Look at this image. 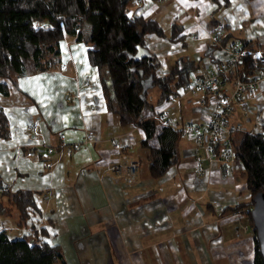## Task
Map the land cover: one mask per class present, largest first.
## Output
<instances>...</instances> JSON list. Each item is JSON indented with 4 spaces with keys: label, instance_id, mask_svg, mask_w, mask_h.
Instances as JSON below:
<instances>
[{
    "label": "crops",
    "instance_id": "obj_1",
    "mask_svg": "<svg viewBox=\"0 0 264 264\" xmlns=\"http://www.w3.org/2000/svg\"><path fill=\"white\" fill-rule=\"evenodd\" d=\"M128 6L130 16L157 21L164 32L145 35L160 63L157 76H166L180 57L196 65L189 82L192 74L205 76L214 22L226 25L230 44L264 52V0H132ZM173 25L180 28L170 39ZM60 44L51 70L20 75L17 89L0 94L7 119L6 134H0V190L34 192L37 208L23 223L16 209L2 214L12 215L16 237L43 227L47 235L37 238L60 246L66 264H250L251 196L238 161L224 163L215 154L210 161L204 146L182 133L178 161L153 178L149 149L141 145L146 135L137 125L119 124L108 110L102 72L88 62V43L65 35ZM186 84L176 92L180 103L171 107L153 87L144 118L158 122L166 108L178 117L174 128L203 123L193 108L195 94L181 95ZM231 87L227 82V94ZM205 107H212L208 100ZM232 107L229 139L243 131L264 135V81ZM197 156L206 167L202 176ZM117 163L138 164V172L125 181L112 171Z\"/></svg>",
    "mask_w": 264,
    "mask_h": 264
},
{
    "label": "trees",
    "instance_id": "obj_2",
    "mask_svg": "<svg viewBox=\"0 0 264 264\" xmlns=\"http://www.w3.org/2000/svg\"><path fill=\"white\" fill-rule=\"evenodd\" d=\"M131 1L0 0V94L5 96L11 89H17L16 78L20 75L51 70L59 62L60 43L65 35L88 43V62L102 72L100 86L108 110L117 114L119 124H134L144 131L146 138L141 145L149 149L151 176L160 178L178 161L182 130L144 118V110L151 106L147 94L149 89L159 87L161 99L176 95L178 88L189 81L196 65L180 57L166 76H157L160 63L149 52L145 35L164 36V32L157 21L130 16ZM179 28L173 25L170 39L177 36ZM230 38L228 33L223 35L222 44H230ZM215 48L210 43L206 52L212 62ZM139 49H146L149 54L135 58ZM240 60L237 72L241 80L256 77L261 69L257 61L252 57ZM143 82L152 83L145 92ZM6 127L7 119L0 110L2 136L6 134ZM230 143L251 196L247 213L253 227L251 200L257 192H264V135L243 131L231 136ZM2 186L4 183L0 181ZM12 209L19 211L21 223L26 222L37 211L34 192L1 189L0 214H10ZM39 234L47 235L43 227H32L29 235L10 239L0 230V264H66L60 246L40 240ZM253 236L254 256L250 264H264L254 228Z\"/></svg>",
    "mask_w": 264,
    "mask_h": 264
},
{
    "label": "built area",
    "instance_id": "obj_3",
    "mask_svg": "<svg viewBox=\"0 0 264 264\" xmlns=\"http://www.w3.org/2000/svg\"><path fill=\"white\" fill-rule=\"evenodd\" d=\"M225 25L222 21L216 22L210 28L209 38L216 47L214 56L215 61L211 62L207 74L203 77L192 74V80L187 82L182 88L181 95L185 92H191L194 98L195 108L199 112L200 118H204L203 123L188 122L182 133L193 140L195 144H202L209 157L217 155L219 161L230 163L235 160L232 143L227 137L226 132L229 124V116L232 112V103L237 101L241 103L246 96H253L257 82L264 81V52L259 49H249L246 46L234 44H222ZM243 57H252L261 67L256 77L249 81H243L238 75V65ZM227 82L231 84L229 94L225 92ZM201 93V95H198ZM180 95V96H181ZM212 105L211 109L205 107L206 101ZM167 107L180 103V97L169 94L165 98ZM156 119L161 125L175 126L177 116L170 115L166 108L160 109ZM203 124V125H202ZM84 140L82 144H87ZM50 152L51 149H48ZM196 168L198 175L205 173L206 167L203 166L199 156L196 159ZM138 164L117 163L112 168L114 174L122 177L125 181H130L138 172Z\"/></svg>",
    "mask_w": 264,
    "mask_h": 264
},
{
    "label": "water",
    "instance_id": "obj_4",
    "mask_svg": "<svg viewBox=\"0 0 264 264\" xmlns=\"http://www.w3.org/2000/svg\"><path fill=\"white\" fill-rule=\"evenodd\" d=\"M137 52L138 53L135 55V58L149 54L146 49H139ZM143 84V92L152 86V83L149 82H143ZM251 201H253V205L250 209L251 220L255 230L256 240L258 242V248L262 258L264 259V192H257V194L252 197Z\"/></svg>",
    "mask_w": 264,
    "mask_h": 264
},
{
    "label": "rangeland",
    "instance_id": "obj_5",
    "mask_svg": "<svg viewBox=\"0 0 264 264\" xmlns=\"http://www.w3.org/2000/svg\"><path fill=\"white\" fill-rule=\"evenodd\" d=\"M166 31H167V27L165 26ZM85 29L88 30L89 26L86 25ZM156 91L155 88H151L149 89V93H148V99L153 103L155 96L153 95L154 92ZM4 228L7 232V235L9 236L10 239L15 238L16 234H15V229L18 228V226L16 225L15 221L12 220V215L8 216V215H2L0 214V229Z\"/></svg>",
    "mask_w": 264,
    "mask_h": 264
},
{
    "label": "bare ground",
    "instance_id": "obj_6",
    "mask_svg": "<svg viewBox=\"0 0 264 264\" xmlns=\"http://www.w3.org/2000/svg\"><path fill=\"white\" fill-rule=\"evenodd\" d=\"M215 60V59H214Z\"/></svg>",
    "mask_w": 264,
    "mask_h": 264
}]
</instances>
